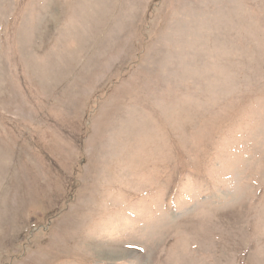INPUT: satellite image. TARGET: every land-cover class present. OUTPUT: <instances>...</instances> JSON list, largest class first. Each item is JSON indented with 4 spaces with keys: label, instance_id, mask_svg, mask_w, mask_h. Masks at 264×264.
Returning a JSON list of instances; mask_svg holds the SVG:
<instances>
[{
    "label": "rangeland",
    "instance_id": "374dc122",
    "mask_svg": "<svg viewBox=\"0 0 264 264\" xmlns=\"http://www.w3.org/2000/svg\"><path fill=\"white\" fill-rule=\"evenodd\" d=\"M0 264H264V0H0Z\"/></svg>",
    "mask_w": 264,
    "mask_h": 264
}]
</instances>
